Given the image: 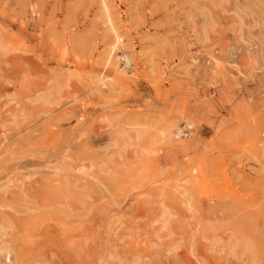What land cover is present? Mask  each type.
<instances>
[{"label": "rangeland", "instance_id": "374dc122", "mask_svg": "<svg viewBox=\"0 0 264 264\" xmlns=\"http://www.w3.org/2000/svg\"><path fill=\"white\" fill-rule=\"evenodd\" d=\"M0 264H264V0H0Z\"/></svg>", "mask_w": 264, "mask_h": 264}, {"label": "bare ground", "instance_id": "6f19581e", "mask_svg": "<svg viewBox=\"0 0 264 264\" xmlns=\"http://www.w3.org/2000/svg\"><path fill=\"white\" fill-rule=\"evenodd\" d=\"M102 4H103V3H102ZM105 8H106V7H105ZM102 10H103V9H102ZM113 46H114V45H113ZM112 48H113V47H112ZM141 129H142V128H141ZM142 134L145 135L144 132H143V133L140 132V133L136 134V136H135L136 139H137V138H140V137L143 138V136H141ZM120 135H122V134H120ZM133 135H134V134H133ZM133 135H132V136H133ZM122 138H124V137L122 136ZM132 138H134V136H133ZM124 139H125V138H124ZM126 140H128V139H126ZM126 140H125V141H126ZM135 141H136V140H135ZM126 142H127V141H126ZM128 143H129V141H128ZM87 171H88V170H87ZM88 173H89V172H88ZM187 204H188V207H189L190 203L188 202ZM191 206H192V205H191ZM162 222H163V221H162ZM165 222H166V220H165ZM2 235H3V234H2Z\"/></svg>", "mask_w": 264, "mask_h": 264}]
</instances>
